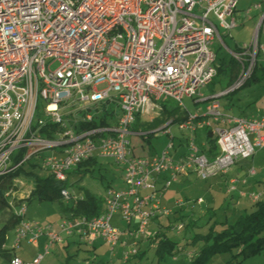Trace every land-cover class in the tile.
<instances>
[{
  "label": "built area",
  "instance_id": "obj_1",
  "mask_svg": "<svg viewBox=\"0 0 264 264\" xmlns=\"http://www.w3.org/2000/svg\"><path fill=\"white\" fill-rule=\"evenodd\" d=\"M237 1L0 0V177L41 154L42 166L63 182L70 170L98 157L120 166L128 186L127 191L108 189L103 210L94 217H66L46 226L22 219L11 250L45 237L48 254L52 245L76 236L90 245L102 240L113 251L121 232L112 224L116 214L129 228L137 225L125 234L144 235L153 218L170 215L156 201L158 191L185 175L208 180L226 174L238 159L251 158L264 146V117L229 115L218 102L250 79L258 54L264 53L256 41L245 46L244 53L230 50L242 69L229 90L209 97H216L208 101L205 113L212 121L191 115L180 123L179 129L188 132L183 152L173 138L154 157H136L131 148V136L145 134L132 130L136 114L151 107L161 111V101L173 100L182 108L185 97L207 99L201 90L217 76L218 68L213 46L218 39L224 44L221 30L230 33L237 27ZM256 9L261 12L258 34L264 4ZM53 64L59 65L55 72ZM77 102L79 110L65 116L63 110ZM110 102L123 112L116 127L81 128L95 121L94 107ZM80 111L84 114L78 118ZM171 123L166 124L167 135ZM198 128H208L217 139L220 151L211 160L203 151L206 142L199 145L196 140ZM49 150L53 154L45 157ZM21 152L23 160L15 164ZM62 195L66 200L73 197L67 190ZM252 199L257 202L260 196ZM18 214L27 213L22 209ZM45 254L30 261L15 255L10 264H42Z\"/></svg>",
  "mask_w": 264,
  "mask_h": 264
},
{
  "label": "rangeland",
  "instance_id": "obj_2",
  "mask_svg": "<svg viewBox=\"0 0 264 264\" xmlns=\"http://www.w3.org/2000/svg\"><path fill=\"white\" fill-rule=\"evenodd\" d=\"M259 3L264 4V0H238L234 17L237 22V27L230 33L221 30L220 34L223 38L224 44L219 39L215 42L213 48L217 53L219 59L224 58L228 61L230 58L235 60L230 53L243 52L245 46L249 47L254 45L257 41L258 44L264 46V22L261 25L259 33L257 34V26L261 19V12L256 9V5ZM192 61L193 57H189ZM236 61V60H235ZM237 62V61H236ZM259 65V66H258ZM257 66L259 69H264V53L260 51L257 56ZM58 64L51 66L52 72L58 69ZM240 72H241V66ZM259 70L257 75L259 80L248 79V82L242 88L235 92L220 97V108L229 115L237 117H264V75L263 71ZM229 76L218 75L216 76L206 87L201 90V94L204 97H211L215 94L225 92L229 90L236 82V80L230 85ZM195 98L185 97L183 99L184 106L181 108L179 103L173 100L161 101L160 104L165 105L168 110L176 111L175 121L171 125V135H167L164 131L158 135H151L149 141L143 139L139 135H132L131 148L133 155L136 157H154L162 153L168 146L173 138L175 146L179 152L186 149V137L188 132L181 131L179 129L180 123H183L187 118L192 116L202 117L205 122H211L212 119L205 115L207 107L210 102H198ZM79 102L69 105V107L63 110V114L67 117H71L72 110H79ZM42 109V102H39V111ZM149 112L141 115L143 122L154 120L163 112V108L160 111L157 108H149ZM91 113L95 116V123L97 127L110 126L116 127L119 117L123 113L121 107L116 102L100 103L96 108L91 110ZM37 115H39L37 113ZM40 116V115H39ZM82 117L81 111L78 114V118ZM103 119L105 120L103 123ZM205 128H198L196 132V140L199 145L206 142ZM108 133H106V136ZM97 142L100 138L97 137ZM260 154L258 156L257 153ZM53 154V151L49 150L44 152L45 157H49ZM251 158L238 159L225 175L212 176L208 180H201L195 174H191L188 178L183 179L182 182L173 184L165 191H158L156 195V201H159L161 206L166 208L170 215L160 216L151 220L148 226V232L150 237L146 235L129 236L126 233L127 224L121 220V216L116 214L113 218L112 224L117 227L120 232L119 242L113 248L107 245L102 240H96L95 244L90 245L81 241L78 237H65L60 244H54L50 248L49 253L45 254V249H41L42 255L45 254L42 264H191L192 259L197 255L200 248L203 246V242H194L197 237L206 235L207 228L203 225L206 221L214 225L215 231L219 232L226 226L234 225L239 218L253 210L252 201L253 197H263L264 200V174L258 175V178L249 177V168L252 162L256 161L254 167L264 168V146L258 150ZM98 166L92 174L81 177L80 175H71L70 182H73L69 191L75 196H85L91 194L103 200V206L107 197L108 189L113 187L115 190H128L127 183L124 180V174L120 166L116 165L112 159L98 158ZM247 174V177L243 173H234L235 168L237 170L242 169ZM254 168H252L254 170ZM251 173V172H250ZM227 177V178H226ZM249 178L251 183L253 180H263V185L251 189H242L240 183L244 179ZM232 180L236 181L235 184ZM239 183V184H237ZM160 187H158L159 189ZM149 193H152L150 191ZM148 191H143L141 194H149ZM198 200H202V204L199 205ZM179 202H182L179 205ZM75 204V200H63L64 207H71ZM26 219L35 220L40 222L43 226L47 224H57L66 217H72L75 212H64L62 207L58 203L44 202L39 203L32 201L27 206ZM120 220V221H119ZM198 223L203 225L202 229L197 227H189L191 223ZM137 226L134 223V227ZM183 227L178 232L177 228ZM133 227V228H134ZM131 230V229H130ZM159 234V240L167 238L173 243L176 248L172 254H158L157 244L152 243V238ZM7 242L6 245L11 247L14 241V231L8 229L6 232ZM42 239V238H41ZM38 241V243L41 241ZM69 245H65L66 241H71ZM198 240V238H197ZM29 244L23 242L18 249L14 251L20 257L27 258L36 257L37 244ZM40 245V243L38 244ZM136 252L135 255L133 253ZM138 257H135L139 254ZM232 253H220L213 256L208 264H229L232 260ZM130 256L126 261L125 257ZM33 257V258H34ZM0 264H9L6 260L0 257ZM232 264H236L233 262ZM240 264H264V255H258L245 260Z\"/></svg>",
  "mask_w": 264,
  "mask_h": 264
},
{
  "label": "trees",
  "instance_id": "obj_3",
  "mask_svg": "<svg viewBox=\"0 0 264 264\" xmlns=\"http://www.w3.org/2000/svg\"><path fill=\"white\" fill-rule=\"evenodd\" d=\"M258 66L255 67L250 79L259 80L257 77L260 70ZM217 67V76H229V86H232L234 84L233 82L237 80L240 74L239 64L231 58L226 61L224 58L219 59L217 57ZM260 71H263L264 75V69L262 70L261 68ZM224 96L220 97L222 98ZM220 97L218 98V102ZM162 108L163 112L161 115L151 122H143L141 120V115L139 113L136 114L132 130L145 133L141 137L148 141L150 140L149 137L153 134L158 135L162 131L166 133V124L171 121V124L174 123L176 111L168 110L165 105H163ZM81 114H84L83 111ZM104 121L103 119V123ZM50 127L51 130H56L57 128L55 126ZM96 127L97 124L95 121L81 125V128L85 129ZM205 131L207 147H203V151L206 150L208 158L211 160L219 154L220 150L217 146V139L213 136L212 132L208 128H205ZM23 155L24 153L21 152L15 157V164L23 160ZM40 158H42L41 154L34 156L23 162L12 171V173L0 177V257L9 262V264L11 258L16 254L11 250V247L6 245V232L8 229L15 231L22 219L26 217V215L24 217L19 215V211L25 209L27 213V206L32 201H37L39 203H43V201L58 203L62 207V211L66 213L75 212L76 214L74 216L83 215L94 217L99 215L104 207L101 198L89 193L85 196H75L72 194V199L75 200V204L71 207L63 206V200L66 199L63 197L62 193L65 190L70 192L69 188L73 184V182H70V176L76 174L83 177L92 174L98 166L97 157L84 161L76 168L70 170L67 173L66 181L63 182L56 181V179L46 171L41 164ZM178 183H180V181ZM109 189H111V187ZM160 216L162 215H158L155 218H159ZM202 224H199L197 221V223L193 222L188 225L189 227H197L198 229H202L204 225L205 228H207L206 235L197 237L198 240L197 238L194 240V242H203V246L192 259L191 264H208L214 255L232 253L233 251H236V253L232 255V260L229 264L233 262L240 264L249 258L264 255V200L257 201L253 204V210L250 213L241 216L234 225L226 226L219 232L215 231L214 225L211 224L207 226L209 225L208 221ZM158 238L159 234H157L154 239V242L157 244L158 254H172L176 246L167 238H164V240H159ZM139 255L141 256L142 254L139 252L135 257Z\"/></svg>",
  "mask_w": 264,
  "mask_h": 264
},
{
  "label": "crops",
  "instance_id": "obj_4",
  "mask_svg": "<svg viewBox=\"0 0 264 264\" xmlns=\"http://www.w3.org/2000/svg\"><path fill=\"white\" fill-rule=\"evenodd\" d=\"M251 117H254V116H251ZM152 120H150V121H148V122H151ZM181 152H183V151H181ZM260 154V152L259 153H257V155H254V156H258ZM253 156V157H254ZM256 166V161L255 162H252V164H250V168H249V171L251 172H249V177H253V178H258V175H259V172H260V174H264V168H261L260 167V169L259 168H257V170H258V172L256 171V169L254 168ZM241 168H243V170L242 169H239V170H237V168H235V170L233 171L234 173H236V171H238V173H243L244 174V176H246L247 177V174H245L246 172L244 171V167H242L241 166ZM252 168H254V170L252 169ZM191 175V174H190ZM190 175H185V176H182V178L180 177V182H182L183 181V179H186V178H188ZM221 175V174H220ZM223 175H225V174H223ZM227 178V177H226ZM232 181H234V180H232ZM249 181H250V179L249 178H246V179H244L243 181H241V185L243 186V187H241L242 189L244 188V189H251L252 190V188H255V187H258V186H260V185H263V180L260 178L259 180H253L251 183H249ZM237 184H239V183H237ZM260 200H263V197H261L260 198ZM259 200V201H260ZM253 201V200H252ZM115 217V216H114ZM113 217V218H114ZM120 221V220H119ZM47 225H49V224H47ZM149 226V225H148ZM131 229V231H134V228H133V226L132 227H127V230H130ZM127 230H126V232H127ZM148 230V227H147V229H146V233L144 234V235H146L148 238L150 237V234H149V232L147 231ZM130 237L131 236H133V234L132 235H130V234H128ZM157 235V234H156ZM155 235V236H156ZM154 239H155V237H153L152 238V243L154 242ZM46 240V238L45 237H42V239H41V241L39 242L40 243V245H38L37 244V249H36V254L35 255H38V254H41L42 253V251H41V249L43 250V249H45V245H46V242L47 241H45ZM82 241V240H81ZM70 242H73V240H71V241H66V243H65V245L64 246H66V245H69L70 244ZM84 242V241H83ZM36 244V243H35ZM95 244V243H94ZM54 245H52V247H53ZM51 247V248H52ZM15 254V253H14ZM17 255V254H16ZM18 257H20V256H18ZM34 256H31V257H27V258H23V257H20L21 259H23L24 261H30L32 258H33ZM44 260V259H43ZM43 263V262H42Z\"/></svg>",
  "mask_w": 264,
  "mask_h": 264
},
{
  "label": "water",
  "instance_id": "obj_5",
  "mask_svg": "<svg viewBox=\"0 0 264 264\" xmlns=\"http://www.w3.org/2000/svg\"><path fill=\"white\" fill-rule=\"evenodd\" d=\"M212 99H216V97H213V98H207L206 100L201 101V102H208V101H211Z\"/></svg>",
  "mask_w": 264,
  "mask_h": 264
}]
</instances>
